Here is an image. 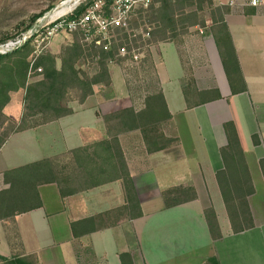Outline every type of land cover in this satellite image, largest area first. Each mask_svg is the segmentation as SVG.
Instances as JSON below:
<instances>
[{
    "label": "crops",
    "instance_id": "crops-1",
    "mask_svg": "<svg viewBox=\"0 0 264 264\" xmlns=\"http://www.w3.org/2000/svg\"><path fill=\"white\" fill-rule=\"evenodd\" d=\"M247 2L214 0L216 7L226 10L224 21L246 90L231 92L208 13L205 27H190L177 41L153 44L149 52L156 84L149 86L148 94L162 93L171 115L162 132L177 143L148 154L139 131L119 135L117 147L112 148V162L119 163L120 170L126 167L133 190L127 192L123 181L115 180L62 198L56 184L40 186L39 209L0 221V257L33 255L38 264H109L110 252L118 260L120 253L128 252L134 264H162L152 261L149 253L165 256L167 246L174 247L180 239L170 229L182 223L188 225L189 237L199 243L186 252L195 253L198 259L177 264H205L211 257L218 264H264V209L254 208L258 194L264 199L260 168L264 160V0H259L257 7ZM108 68L110 84L96 85L83 104L70 102V115L7 138L0 149V191L7 188L4 172L43 159L59 157L63 177L77 174L74 159L65 154L107 139L103 117L127 108L136 112L143 109L145 96L135 98L127 84L119 80L114 66ZM188 78L200 92L191 103L201 104L190 109L183 91ZM213 91L219 93V99L211 100ZM23 98L21 90L10 93L3 110L10 121H20ZM228 123L236 130L254 187L248 199L254 226L237 234L232 233L227 214V222L223 218L220 221L215 208L217 196L221 197L216 173L223 168L220 147L226 143L224 125ZM24 137L27 157L32 159L9 166V144ZM190 188L194 200L166 207L167 191ZM45 191L56 196L54 205L44 200ZM180 196L178 191L168 199L179 201ZM207 208H212L217 218L221 237L215 240L204 218ZM188 215L193 218L182 219ZM72 224L79 235L91 233L74 237ZM171 251V255L176 253L175 249ZM167 255L168 260L161 259L174 262L178 257Z\"/></svg>",
    "mask_w": 264,
    "mask_h": 264
},
{
    "label": "trees",
    "instance_id": "trees-1",
    "mask_svg": "<svg viewBox=\"0 0 264 264\" xmlns=\"http://www.w3.org/2000/svg\"><path fill=\"white\" fill-rule=\"evenodd\" d=\"M90 3L91 0L81 3L69 19L82 15ZM193 7L194 9L190 10ZM148 12L154 13L152 23H155L157 29L156 32L151 33L148 47L157 42L177 41V38L186 33L190 27H205V20L201 18L200 13L207 12L212 24L211 33L231 92L237 94L246 90L224 21L226 10L216 7L214 0H157L149 7ZM72 37L73 42L61 50L59 68L56 66L55 56L41 54L33 65V69H41V72L33 74L31 78L28 77L32 62L30 58L34 52L30 46L31 39L12 53L0 55V121L10 122L3 113L10 101V93L20 90L24 92L22 117L18 123L11 121L13 123L11 133L7 135L0 133V149L11 134L70 115L72 113L68 106L70 102L83 104L93 95V88L96 85L110 84L108 60L111 58V53L97 51L89 55L94 73L88 75L76 66L83 53L86 54V50L80 43L78 34H73ZM7 40H1L0 44ZM145 56L146 62H149L148 48ZM96 57L97 60H94ZM114 63L125 65V60L118 59ZM183 91L188 109L201 105L191 103V98L200 93L193 79L188 78ZM210 93H213L211 100L220 98L217 91ZM170 118L162 93L152 92L145 96L143 109L136 112L132 108H127L103 117L107 139L64 155L74 159L73 170H77V174L63 177L59 157L43 159L4 172L3 179L7 188L0 191V221L39 209L41 200L38 188L42 185L56 184L62 198L115 180H122L126 191H132L133 187L126 167L123 166L120 170L119 163L112 162V148L118 145L117 137L130 131H139L148 154L163 151L177 143L176 139L167 138L162 132V125ZM28 121L32 124L28 125ZM224 134L226 143L220 147L223 168L216 173V183L232 233L237 234L254 226L248 204L249 197L254 194V187L232 123L224 125ZM257 143L258 141L254 140V144ZM260 168L264 177V160L260 161ZM178 191L181 194L179 201L168 199ZM164 197L166 207H173L194 200L195 194L191 188L173 189L167 191ZM204 218L211 238L214 240L220 238L217 218L212 208L204 210ZM74 226L75 224H72L74 237L91 233L87 231L79 235L74 231ZM119 260L120 264H134L128 252L120 253ZM0 264H38V261L33 255L11 259L0 257ZM205 264H218V261L215 257H211Z\"/></svg>",
    "mask_w": 264,
    "mask_h": 264
},
{
    "label": "rangeland",
    "instance_id": "rangeland-1",
    "mask_svg": "<svg viewBox=\"0 0 264 264\" xmlns=\"http://www.w3.org/2000/svg\"><path fill=\"white\" fill-rule=\"evenodd\" d=\"M75 1L77 0H0V41L3 39L15 38V37H30L32 33H35L37 29L40 28V25L46 24L48 22L54 21L57 17L67 18L70 15V12L75 8ZM89 6V5H88ZM87 7V6H86ZM194 7L190 10H193ZM149 9L145 11H136L132 16L131 21L134 22L131 24L130 28L134 29L136 27L139 28V32L145 31L147 28L151 29L153 32H156L155 23H152V19L154 18L153 12H148ZM207 12L200 13L201 18H205ZM37 16L35 19L34 17ZM182 30V29H181ZM180 30V31H181ZM115 33H120V31H116ZM10 40V39H9ZM30 40V39H29ZM73 42V37L69 33L61 32L54 36L49 44L46 47V50L42 52V54H50L55 56L56 58V66L59 68L60 65V53L63 47L70 45ZM35 46L37 48V44L34 43L31 39L30 46ZM33 48V47H32ZM88 52V53H87ZM83 53L82 57L78 60L76 66L82 72L92 75L94 73L93 65L91 63L90 56L92 54L91 51H87ZM88 55V56H87ZM34 54L31 56L30 61H32ZM150 65V61L148 62ZM114 66L116 72H118L119 80H123L125 85L130 89V93L135 98H142L148 94L149 86L156 84V77L154 72L151 69V65L146 62V59L143 60V65L139 66H131L128 64L118 65L115 63L109 64ZM115 73V71H114ZM116 73L114 74V77ZM32 77V74L30 78ZM121 78V79H120ZM121 80V81H122ZM17 123V122H14ZM13 123L10 121L2 122L0 121V133L2 135H7L11 133V129L13 127ZM28 125H31V121L27 122ZM60 137L57 136V140ZM27 140L26 138L18 139V141H13L9 144L6 153L7 159H10V165H21L27 163L32 157H27ZM51 190L53 187H49ZM50 191H45L43 193L44 200L46 203L50 205H54V195L50 193H46ZM261 194V193H260ZM258 194L259 197L254 201V208L256 210L264 209V199L262 195ZM218 202H215L216 211L220 217V221L223 218L224 221L227 222V217L225 213V209L222 203L221 197L217 196ZM190 210V209H186ZM264 212V211H263ZM193 215L195 213H192ZM187 217V218H185ZM192 219L190 215L183 216L182 219ZM190 223V222H189ZM188 224V222H187ZM188 225L180 223L179 225H175L174 229H170L172 234L175 237L179 238L175 241L174 247L171 245L167 246L165 249L166 255L173 254L171 253L173 249H175L176 253L171 256H178L176 261L174 262H166L164 260L166 255H161L160 257L156 254V252L151 251L149 254L152 255V261H162V264H177L178 262H193L196 261L195 253H187V248H190L193 244L197 243L195 239L189 237V228H186ZM174 231V232H173ZM199 244V243H197ZM109 249V248H108ZM111 249V248H110ZM112 250V249H111ZM168 252V253H167ZM149 256V255H148ZM163 258L164 260H162ZM109 264H119V260L112 256L110 252V258H108ZM173 260V259H172ZM176 262V263H175ZM160 264V263H159Z\"/></svg>",
    "mask_w": 264,
    "mask_h": 264
},
{
    "label": "built area",
    "instance_id": "built-area-1",
    "mask_svg": "<svg viewBox=\"0 0 264 264\" xmlns=\"http://www.w3.org/2000/svg\"><path fill=\"white\" fill-rule=\"evenodd\" d=\"M157 0H91L84 13L79 17L69 19L73 11L85 0H77L75 8L67 18L57 17L54 21L40 25V28L32 33L30 37H15L0 44V55H7L17 50L24 43L32 39L37 44V48L32 45L34 52L28 77L35 73H40L41 69H33L36 58L46 50L50 40L58 33L65 32L78 34L80 43L86 52L91 51L93 55L97 51L111 53L108 64L114 63L118 59L125 60V64L131 66L143 65L146 59V49L148 41L151 39V29L147 28L139 32V28L131 29L134 22L131 21L136 11H147ZM259 0H248L247 4L257 7ZM120 31L121 35L115 33ZM88 53V52H87ZM97 60V57L94 58Z\"/></svg>",
    "mask_w": 264,
    "mask_h": 264
}]
</instances>
